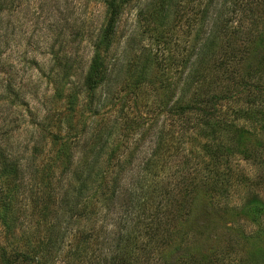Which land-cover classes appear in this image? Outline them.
<instances>
[{"label": "rangeland", "instance_id": "rangeland-1", "mask_svg": "<svg viewBox=\"0 0 264 264\" xmlns=\"http://www.w3.org/2000/svg\"><path fill=\"white\" fill-rule=\"evenodd\" d=\"M104 1L0 0V159L19 170L15 179L0 175V247L9 259L31 258L7 264H194L190 255L202 254L210 264H264V212L259 222L234 213L253 194L264 202V130L232 113L245 101L241 65L212 67L233 49L241 59L235 27L264 15V0H124L100 80L88 89L94 41L109 17ZM219 10L228 22L215 26ZM213 32L210 52L198 51ZM199 86L207 111L249 131L215 127V151H232L210 172L193 160L210 140L186 139L201 121L198 105L183 116L170 108ZM241 139L257 156L235 150ZM149 152L148 205H128ZM203 206L216 213L213 225L196 224Z\"/></svg>", "mask_w": 264, "mask_h": 264}, {"label": "trees", "instance_id": "trees-1", "mask_svg": "<svg viewBox=\"0 0 264 264\" xmlns=\"http://www.w3.org/2000/svg\"><path fill=\"white\" fill-rule=\"evenodd\" d=\"M124 0H105V9L106 13H108L109 17L106 21V24L103 28H100V33L98 35L97 40L95 39L94 41V50H93V55L90 60V64L88 67V70L86 72V77L84 80V86L88 89H93L98 80H100L101 76V71H102V66H103V60H104V54L106 52V49L110 45V38L111 34L114 29V24L117 19V15L119 13V10L121 9V6L123 5ZM205 11L203 12L202 19H205L206 17H209V2L205 6ZM251 9V8H250ZM256 15V14H253ZM224 16V10H219L214 14L213 22L215 23V26H220L222 24L223 20L228 19H222ZM257 16V15H256ZM250 18H253L252 16ZM239 23V21H235V26L236 24ZM241 24L239 23V26ZM238 26V27H239ZM238 27H235L236 32L239 31V36H242L243 38V43L244 45H241L242 48V57L239 60L236 56L241 54V51L239 49H233V55L235 56H225L221 59H217L218 64L215 66V64H212V67L216 70H223L227 71L228 68L231 66H235L236 63H239L242 67V74H238L241 78V92L243 90L246 91V93L243 95L245 97V101L241 100L238 101L240 102L238 107L233 108V114H236L237 118H249V120H254L256 121L258 119L259 128L260 130H264V15L259 17V19H251V21L248 23L247 28L243 30H240ZM224 28H228V24L225 23ZM234 29V30H235ZM205 33V32H204ZM216 32L214 33H209L203 36V42L200 45V49L198 51L203 52L204 51L207 53L210 52L211 47L219 40L216 38ZM235 50V52H234ZM227 51V50H225ZM199 56V55H198ZM201 57V56H200ZM194 66L192 67L191 71H189V76H192L196 73L198 70V64H199V59L197 62L193 63ZM221 70V71H222ZM187 74V75H188ZM237 74V73H236ZM235 74L231 75L229 78L232 81H235ZM213 83V82H211ZM200 90V86L197 88V90L192 93L191 96L185 95L184 92L181 93L178 97L172 100L170 108L174 110V114L181 115L183 116L186 114V112L194 109L198 105V109L201 114L200 122L195 123L194 129L192 130L191 134L189 137H186V139L189 140H194L196 136H199L201 133L205 135L207 139L210 141L206 144L203 145V149L205 150V153L200 155L199 150H196L195 155H193V160L194 162V168L196 171L199 170H205L206 172H210V170H218L217 169V164L219 159H223L228 153L232 151V149L224 146V149L227 151H223L220 147V151H215V149L218 148L219 142H218V137L217 135L219 134L221 129H228V127H234L237 129L239 134L242 133L243 129H239L236 125H238L236 119H228L229 115L226 116H219V111L216 114V111L212 108L209 107V111H207L208 104L204 102L199 101L198 92ZM223 93L225 92V87L222 89ZM241 92L237 93V97L241 94ZM222 93V94H223ZM211 98H218L217 94L215 93H209ZM233 94V93H232ZM232 94H225L222 95L221 98H226L227 100L231 101V95ZM220 96V95H219ZM240 100V97L238 98ZM244 103V104H243ZM196 106V107H194ZM213 109V111H211ZM188 121H182V126L184 127V123ZM257 122V121H256ZM220 126V130L217 133V130H215L216 126ZM187 129V127H184ZM249 129V127H248ZM195 130V131H194ZM243 133H246L249 135V131H243ZM241 135H239V138ZM217 139L216 145H212L214 140ZM244 141H242L238 144V149H235L236 151L246 154V156L249 157H255L257 156V152L255 148L249 147V143L246 145H243ZM246 142V141H245ZM260 145V144H258ZM257 145V146H258ZM157 147V145H155ZM259 149V146L257 147ZM150 155L147 157V159L144 161L142 165V175L139 176V179H137L136 184H135V192L131 191L129 194L126 195L125 203L130 205L131 200L135 199V206H143L148 205L145 203L143 200V197L145 195L146 190V180L148 176V171L151 169L149 168L152 163H154V156L155 153L149 152ZM248 157V158H249ZM203 158V159H201ZM208 158V159H207ZM0 175L2 176L1 179L7 177V178H12L15 179L18 174V168L15 166L16 164L11 162V161H6L3 160L2 158L0 159ZM219 176H215V180L219 179ZM222 180L225 181V183L230 181V178L224 176V178H221ZM212 181V180H210ZM216 186L213 187L215 190ZM142 200V201H141ZM143 202V203H142ZM264 212V202L258 197L257 194H253L249 199L245 200L242 202V204L239 207V211H234V213H241L242 216H247L251 217V219L254 220V222H259L262 214ZM198 217L195 218L196 224H199V222L206 226V225H213V219L218 220V217L216 213L212 211V208L208 206H203L202 212L196 213ZM1 249V254L3 255V260L5 263H12V262H24V263H29L31 261V258L26 255L25 253H16L13 255V258H8L5 252V249ZM46 256V253L44 254ZM192 258V262H195L194 264H210V256L206 255H199V256H194L190 255ZM122 260L118 259L117 264H125V262L121 263Z\"/></svg>", "mask_w": 264, "mask_h": 264}]
</instances>
